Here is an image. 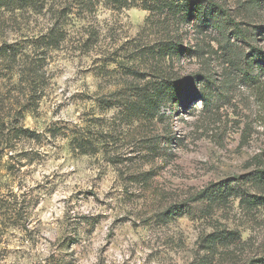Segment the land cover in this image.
I'll list each match as a JSON object with an SVG mask.
<instances>
[{
    "label": "rangeland",
    "instance_id": "374dc122",
    "mask_svg": "<svg viewBox=\"0 0 264 264\" xmlns=\"http://www.w3.org/2000/svg\"><path fill=\"white\" fill-rule=\"evenodd\" d=\"M197 1L225 14L204 27L138 2L61 18L69 0L0 12V46L22 47L24 62L0 61V264H264V89L242 78L264 71L249 49H264V0ZM55 20L63 41L35 46ZM164 41L186 50L142 55ZM32 62L30 85L18 74ZM155 76L178 93L129 122L118 98ZM83 132L87 153L71 141ZM210 187L209 206L198 196ZM214 231L229 239L206 252Z\"/></svg>",
    "mask_w": 264,
    "mask_h": 264
},
{
    "label": "trees",
    "instance_id": "16d2710c",
    "mask_svg": "<svg viewBox=\"0 0 264 264\" xmlns=\"http://www.w3.org/2000/svg\"><path fill=\"white\" fill-rule=\"evenodd\" d=\"M51 0H0V12L2 13H14L20 11H34L36 13L42 12L46 7H50ZM136 2L149 13L159 12L164 13V15H169L172 17L179 16V19L186 20L189 17H197V19H201V24L205 27L210 23V19L214 16L212 15V11H221L223 14V8L219 6L217 3L213 1L209 2H198L197 0H69L67 8L64 7L61 11H58V18H61L59 14L65 16L67 13H74V11H79L80 15L89 13L91 14L98 5H103L113 10H121L130 6H134ZM71 9V11H70ZM233 30L235 33L243 40H247V32L246 29L235 22L233 19L229 20ZM59 22L56 20L51 23L50 28L48 29L46 34L37 37L35 42L37 43V47L44 46L46 49H56L59 44L63 41L64 35L62 34L61 29L58 28ZM62 25V24H61ZM211 27H216L215 25H210ZM58 29H57V28ZM217 28V27H216ZM222 29V28H218ZM22 47L15 46L12 44L9 45H1L0 46V61H2L6 66V69H13L11 66L17 60L21 62L23 65L24 62L21 61L19 50ZM251 53V62L258 65L264 66V49L263 48H254L249 46ZM186 49L182 48V46L174 41H164L158 45L156 50H146L142 52V55H159L160 57H168L172 58L176 54H181ZM156 51V52H155ZM178 56V55H177ZM229 63H235V60H228ZM0 62V63H2ZM35 62H32L30 67L21 74H18L19 78H22L25 75L26 81L32 85L36 81L37 72L32 68ZM10 65V67H9ZM245 67V66H244ZM246 72L242 75L243 79H247V81H251L256 88L264 89V71L262 73L252 74L248 72V68ZM262 74V75H261ZM180 83L175 80L165 79L163 77H156L154 79L145 78V84L137 85L131 87V93L129 98H118V103H125L126 105L123 108L119 109L120 113H123V117L128 119L129 122L134 121V119H140L141 116L150 117L153 119L157 113H159V107L166 101L173 100L175 94L178 93V89L180 88ZM34 87L31 88L30 91H34ZM187 90L182 94V98L184 99ZM196 96L201 98V103L206 105L209 102L207 98V94L200 91ZM195 97V96H194ZM123 101V102H121ZM103 103V102H102ZM103 105H106L104 109H108L110 107L117 108L116 103H111V101L106 100ZM160 114V113H159ZM84 133V134H83ZM78 135L77 140L73 138L72 145L74 148H77L82 153H87V149L93 146L91 136H89L88 132H83ZM170 141V138L167 140ZM154 146H152L153 148ZM151 148V149H152ZM264 175V172H262ZM213 187V186H212ZM207 188L203 190L198 198L210 201L209 206L211 205L212 196L216 190L214 188ZM230 188L229 185L224 189V196L230 194L231 192H227ZM169 211L165 212L163 215L166 216ZM228 237L224 236L222 233L211 232L206 234L202 240V248L206 251H213L218 244H225L228 241Z\"/></svg>",
    "mask_w": 264,
    "mask_h": 264
}]
</instances>
